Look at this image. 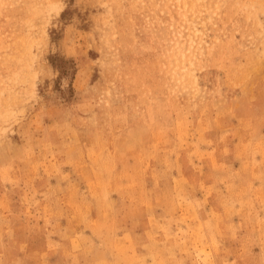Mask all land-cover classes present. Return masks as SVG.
<instances>
[{"label":"rangeland","instance_id":"rangeland-1","mask_svg":"<svg viewBox=\"0 0 264 264\" xmlns=\"http://www.w3.org/2000/svg\"><path fill=\"white\" fill-rule=\"evenodd\" d=\"M0 264H264V0H0Z\"/></svg>","mask_w":264,"mask_h":264}]
</instances>
